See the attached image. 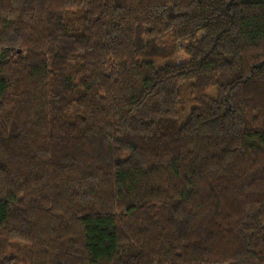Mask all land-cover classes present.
Returning a JSON list of instances; mask_svg holds the SVG:
<instances>
[{"label":"trees","instance_id":"1","mask_svg":"<svg viewBox=\"0 0 264 264\" xmlns=\"http://www.w3.org/2000/svg\"><path fill=\"white\" fill-rule=\"evenodd\" d=\"M0 264H264V0H0Z\"/></svg>","mask_w":264,"mask_h":264},{"label":"rangeland","instance_id":"2","mask_svg":"<svg viewBox=\"0 0 264 264\" xmlns=\"http://www.w3.org/2000/svg\"><path fill=\"white\" fill-rule=\"evenodd\" d=\"M18 243H16L15 245H17ZM19 247H21V248H19ZM24 247V246H23ZM23 247L22 246H17L15 249H13L12 251H11V253L13 254V255H16V256H18V257H20L21 259H22V261H25L26 262V259H25V253H24V249H23ZM18 248V250H16Z\"/></svg>","mask_w":264,"mask_h":264}]
</instances>
